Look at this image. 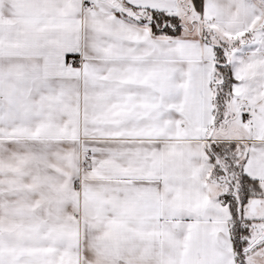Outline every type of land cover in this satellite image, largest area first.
Masks as SVG:
<instances>
[{"label":"snow or ice","instance_id":"1","mask_svg":"<svg viewBox=\"0 0 264 264\" xmlns=\"http://www.w3.org/2000/svg\"><path fill=\"white\" fill-rule=\"evenodd\" d=\"M0 264H264V0H0Z\"/></svg>","mask_w":264,"mask_h":264}]
</instances>
